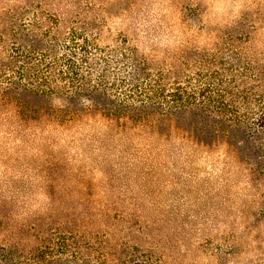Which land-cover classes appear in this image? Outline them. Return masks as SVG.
I'll return each instance as SVG.
<instances>
[{"label":"clouds","instance_id":"9594fccd","mask_svg":"<svg viewBox=\"0 0 264 264\" xmlns=\"http://www.w3.org/2000/svg\"><path fill=\"white\" fill-rule=\"evenodd\" d=\"M34 40L54 67L41 73L48 109L26 116L14 49ZM72 53L80 78L69 83L58 67ZM217 56L249 69L228 74L226 99L264 146V101L240 95L264 94V0H0V251L14 253L0 264H41L34 225L53 217L80 238L69 264H119L125 244L159 264H264L257 162L244 141L205 135L216 117L193 123L195 104L160 94L189 76L198 94L195 73Z\"/></svg>","mask_w":264,"mask_h":264},{"label":"rangeland","instance_id":"374dc122","mask_svg":"<svg viewBox=\"0 0 264 264\" xmlns=\"http://www.w3.org/2000/svg\"><path fill=\"white\" fill-rule=\"evenodd\" d=\"M194 14L195 12L190 10L189 15ZM53 23H55V20H53ZM48 35L49 33L46 32L45 37ZM21 38H23V34H21ZM52 39L55 40L56 38L53 36ZM231 40V36L227 37L226 43L231 42ZM14 52L16 62L14 85L24 89V94L18 98L19 102L23 105L26 116H36L41 110L48 109L47 99L51 92L49 88L45 87H43L44 90H40L41 85L47 83L41 73L47 71L44 69L45 64L52 62L50 58H46L50 57L48 46L42 40H34L27 47L23 45L16 47ZM65 56L59 58L62 61L58 67L59 75L61 70H67L64 61ZM204 63L208 67V71L198 70L195 73V76L199 78L197 83L203 81L198 94L188 91L190 81L193 79L192 76H189L184 84L177 83L175 87L164 89L160 94L166 93L180 107L195 104L197 110L193 112V123H202L209 115L216 117L219 123L210 129H203L205 135L220 133L229 136L233 141H244L243 145L239 147V151L242 153L243 158L255 160L257 162V175L264 176V146L256 144L249 138L250 135L255 134L250 133L240 123L236 110L231 102L226 99V94H232L230 85L235 80V77L228 80V74L234 71L246 72L249 69L237 68L236 65L229 63L223 56L206 57ZM51 66L53 69V62ZM4 75H7V73H4ZM149 77L150 73L145 77V80ZM32 78H35L39 83L29 88L28 84ZM156 82L159 83L158 80ZM69 83H72V81H69ZM140 87V84L135 85L137 90ZM240 95L245 100L252 96L257 103L264 101V94H255L251 89L243 90ZM97 100L104 106L110 104L109 98L102 93H97ZM259 123L264 127V117L261 118ZM117 216L118 213H113V218ZM34 228L37 233L43 235L41 246L35 253L36 259L40 260L41 264H69L75 258L73 250L79 246L80 238L74 231L73 225L61 223L59 218L53 217L38 222L34 225ZM13 256V252L0 251V259L6 262H10ZM160 260L161 257L157 256L153 249H145L140 244H125L118 255L119 264H159Z\"/></svg>","mask_w":264,"mask_h":264},{"label":"trees","instance_id":"16d2710c","mask_svg":"<svg viewBox=\"0 0 264 264\" xmlns=\"http://www.w3.org/2000/svg\"><path fill=\"white\" fill-rule=\"evenodd\" d=\"M72 40H73V43H77V42L82 41V43L79 45L80 46V50L81 51H86L87 50L86 46L88 44V40H87L86 37L83 36L82 33L78 34V33L73 32L72 33ZM68 47L71 48V45H69ZM74 55H75V53H72V54H67L64 57L65 66H66L67 70L66 71H64V70L60 71L61 77L64 78V79H67L69 81H72V83L75 80H78L80 78L78 66L76 65L75 60L73 59ZM46 58H49V57H46ZM51 63L52 62L46 63L44 69H46L47 71H51L52 70ZM43 87L48 88L47 87V83L41 85L40 90H44L45 88H43Z\"/></svg>","mask_w":264,"mask_h":264}]
</instances>
